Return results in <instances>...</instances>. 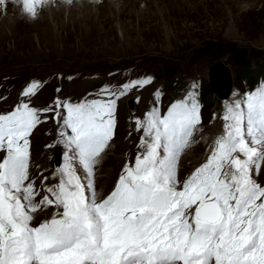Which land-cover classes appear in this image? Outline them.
Here are the masks:
<instances>
[{
  "label": "snow or ice",
  "instance_id": "6c2138e0",
  "mask_svg": "<svg viewBox=\"0 0 264 264\" xmlns=\"http://www.w3.org/2000/svg\"><path fill=\"white\" fill-rule=\"evenodd\" d=\"M44 3L22 0V10L35 17ZM150 82L37 109L30 103L40 83L33 81L0 114V264H264V186L255 178L264 165V85L227 107L223 134L183 182L178 164L201 124L198 102L190 94L164 114L158 107L145 113L135 121L144 151L98 198L94 169L115 134L116 102ZM49 111L68 151L59 182L37 202L29 137ZM43 207L57 211L34 226Z\"/></svg>",
  "mask_w": 264,
  "mask_h": 264
},
{
  "label": "rangeland",
  "instance_id": "374dc122",
  "mask_svg": "<svg viewBox=\"0 0 264 264\" xmlns=\"http://www.w3.org/2000/svg\"><path fill=\"white\" fill-rule=\"evenodd\" d=\"M46 3L43 8L48 9ZM67 5L60 10V25L49 20L45 26L36 25V16L23 22L12 9L0 6V114L12 111L33 81L40 87L30 106L46 109L55 107L57 98L71 103L107 99L101 92L105 86L116 92L131 81L151 78L116 102L115 134L94 169L100 199L113 190L124 166L134 164L144 151V132L135 121L145 113L158 107L164 114L171 100L190 94L198 102L201 124L192 148L180 157L182 181L207 160L208 148L223 134L227 107L253 90L255 83L242 76L246 63L251 72L262 69L256 85L264 82V0H71ZM232 48L247 53L248 59L236 62ZM213 64L229 71L232 89L226 100L208 89L206 73ZM54 115L43 113L44 122L29 137L30 180L37 190L59 182L52 162L62 167L68 151ZM99 178L110 182L99 185ZM255 178L264 186V165ZM48 211L41 215L51 217L55 208Z\"/></svg>",
  "mask_w": 264,
  "mask_h": 264
},
{
  "label": "bare ground",
  "instance_id": "6f19581e",
  "mask_svg": "<svg viewBox=\"0 0 264 264\" xmlns=\"http://www.w3.org/2000/svg\"><path fill=\"white\" fill-rule=\"evenodd\" d=\"M45 1H47V6L46 7H48V9H45V8H43V5L42 6H40L39 8H38V14L36 15V17H38V20H36L37 22H35L36 23V25H37V23H38V25L39 26H45V25H47V23H48V21L50 20V21H52V22H55L56 24H58V25H60V21H59V16H61L60 15V13L62 12H60V10L61 9H63V8H67V4L69 3V0H57V1H59V3H57V2H52L51 0H45ZM85 1H89V0H85ZM91 1V0H90ZM93 2V1H92ZM79 3V2H78ZM45 4V5H46ZM77 4V3H76ZM80 4V3H79ZM44 5V6H45ZM48 5H50V6H48ZM1 7H4V9H5V11H7L8 12V10H13L14 11V13L13 14H15V17H16V19H20L21 21H23V22H25L27 19L29 20V19H32L31 18V16H29V15H27V14H25L24 12H23V10H22V0H10V2L9 3H7V2H5L3 5H0ZM52 6V7H51ZM63 13V12H62ZM70 15V14H69ZM12 18V17H11ZM14 18V17H13ZM10 19V18H9ZM15 21H17V20H15ZM35 21V20H34ZM5 22V21H4ZM15 23V22H14ZM30 23V22H29ZM9 25L11 24H13V23H11V22H9L8 23ZM7 24V25H8ZM10 25V26H11ZM18 25V24H17ZM184 153V152H183ZM60 155V154H59ZM59 155H56V159L58 160L59 158ZM184 154H182L181 155V157L183 156ZM57 163V162H56ZM96 170V169H95ZM94 170V171H95ZM100 169H98L97 170V172L99 171ZM102 182H104V184L105 183H108L109 184V182H110V179H108V178H99L98 179V184L100 185ZM43 209V208H42ZM35 215V214H34ZM36 215H35V219H36Z\"/></svg>",
  "mask_w": 264,
  "mask_h": 264
},
{
  "label": "water",
  "instance_id": "95a60500",
  "mask_svg": "<svg viewBox=\"0 0 264 264\" xmlns=\"http://www.w3.org/2000/svg\"><path fill=\"white\" fill-rule=\"evenodd\" d=\"M208 87L210 91L217 96L218 99H225L230 92V74L227 67L220 64H213L207 71ZM59 155L58 151H54V158ZM55 166V163H54ZM56 167V166H55Z\"/></svg>",
  "mask_w": 264,
  "mask_h": 264
},
{
  "label": "trees",
  "instance_id": "16d2710c",
  "mask_svg": "<svg viewBox=\"0 0 264 264\" xmlns=\"http://www.w3.org/2000/svg\"><path fill=\"white\" fill-rule=\"evenodd\" d=\"M231 52H232V58L236 62H243L244 60L248 59V54L245 52H241L234 48H232ZM247 68H248V63H246V66L244 68L243 75H242L243 78L247 81H251L252 83H256L258 81L257 76L261 73L262 69H260V72L256 73V72L249 71Z\"/></svg>",
  "mask_w": 264,
  "mask_h": 264
}]
</instances>
